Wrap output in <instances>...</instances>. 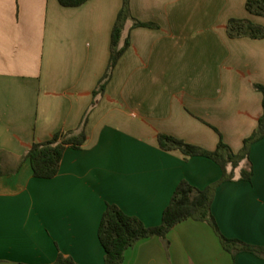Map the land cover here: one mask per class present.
Returning a JSON list of instances; mask_svg holds the SVG:
<instances>
[{
    "label": "crops",
    "instance_id": "0c3cea01",
    "mask_svg": "<svg viewBox=\"0 0 264 264\" xmlns=\"http://www.w3.org/2000/svg\"><path fill=\"white\" fill-rule=\"evenodd\" d=\"M246 0H129L130 44L92 107L122 0H0V261L50 264L59 253L104 264L97 230L107 203L148 227L180 180L218 181L212 160L162 150L158 133L212 150L221 136L234 152L258 125L264 38H230V18L264 25ZM91 107V108H90ZM86 141L66 148L57 174L11 169L33 143L75 129L88 110ZM253 175L217 186L211 212L227 237L264 247V137L250 146ZM137 241L122 264H264L223 249L212 227L186 219L165 236Z\"/></svg>",
    "mask_w": 264,
    "mask_h": 264
},
{
    "label": "trees",
    "instance_id": "16d2710c",
    "mask_svg": "<svg viewBox=\"0 0 264 264\" xmlns=\"http://www.w3.org/2000/svg\"><path fill=\"white\" fill-rule=\"evenodd\" d=\"M88 0H58L65 7L80 6ZM246 10L254 15L264 16V0H246ZM131 20L132 27L155 26L153 23L136 20L130 10L129 0H122L115 21L110 32V53L106 69L93 90V107L97 97L104 92V88L112 76V71L118 59L124 54L130 44L129 36L124 35L126 23ZM226 32L230 38L249 37L252 39L264 38V25L249 19L230 18L227 21ZM254 89L262 95V113L258 119L257 128L243 140L238 152H234L219 137L216 147L212 150L185 142L166 133H158L157 142L165 151L178 150L184 158L199 156L214 161L220 168L221 175L218 181L198 188L186 180H180L176 185L169 203L163 209L161 222L157 226L148 227L137 217L124 213L117 205L107 203L102 213L97 230L98 240L103 248L104 264H122L124 252L137 241L157 236L164 243L166 234L178 223L186 219H194L208 223L223 247L234 258L240 252H249L264 258V247L246 243L237 238L225 236L219 229L211 212V204L218 185L236 178V169L242 161L247 166L239 170L238 180L250 181L253 175L250 161V146L264 137V85L254 84ZM91 108V107H90ZM90 108L84 113L80 124L75 129L60 130L43 142L33 143L18 162L11 169L15 172L23 160L30 162L34 177L50 179L59 169L62 155L66 148L80 149L86 141L85 124ZM1 174V171H0ZM50 264H78L71 257L59 253Z\"/></svg>",
    "mask_w": 264,
    "mask_h": 264
},
{
    "label": "water",
    "instance_id": "95a60500",
    "mask_svg": "<svg viewBox=\"0 0 264 264\" xmlns=\"http://www.w3.org/2000/svg\"><path fill=\"white\" fill-rule=\"evenodd\" d=\"M0 264H27V263H20V262H13V261H0Z\"/></svg>",
    "mask_w": 264,
    "mask_h": 264
}]
</instances>
